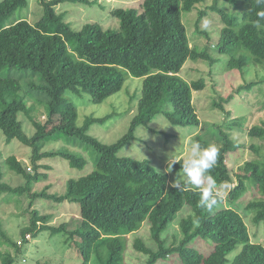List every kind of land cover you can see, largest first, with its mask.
Here are the masks:
<instances>
[{
	"label": "trees",
	"instance_id": "16d2710c",
	"mask_svg": "<svg viewBox=\"0 0 264 264\" xmlns=\"http://www.w3.org/2000/svg\"><path fill=\"white\" fill-rule=\"evenodd\" d=\"M134 1L139 3L138 8L117 7L110 11L117 19V29L88 22L74 30L65 21L67 13H57L55 8L63 4L92 5L95 1L37 0L42 15L34 24L20 19L5 25L18 9L27 7L29 0H0V133L7 144L16 140L30 149L34 171L29 173V168L23 167L14 156H8L5 166L25 183L18 187L3 183L0 168V194H28L30 202L37 197L56 202L68 200L79 206V219L73 230L67 231L64 223L57 228L49 227L50 216L32 210L29 223L20 230L21 242L17 245L0 230V246L13 249L16 256L21 250L19 245L29 241L25 238L27 234L33 238L50 230L51 234L66 235L65 242H70L66 244L79 254V264H126V236L147 223L154 247H148L140 238H135L132 244L134 250L146 256L144 264H158L170 256L180 257L181 264H264V247L251 242L244 221L249 216L254 225L264 224V155L262 160H251L238 167L239 175H232L226 164V156L241 147L231 137V131L244 130L243 117H230L225 112L226 121L211 125L214 136L194 138L204 147L214 144L219 150L210 171L218 190L236 179L211 213L199 207V190L173 188L168 184L167 173L155 170L148 161L118 156L135 139V130L157 116L173 125L198 127L192 92L202 90L204 81L187 82L179 76L187 60L207 62L210 66L219 62L227 70L242 75L250 66L264 65V26L256 24L257 12L264 6H258L255 0H224L231 3V9L220 5L222 0H213L211 6L199 11L197 33L207 35L197 25L207 11L215 12L222 24L217 43L210 51V47L190 46L182 20L184 14L205 0ZM221 55L228 58L222 60ZM128 76L142 78L136 113L119 140L103 144L89 136L88 131L92 125L104 124L109 116H88L77 127L74 104L64 98V93L67 90L72 94L83 93L91 103L100 104L120 91ZM35 77L40 84H35ZM263 83L264 75L255 83L238 87L236 92ZM230 99L232 96L220 100L223 103ZM222 103L214 104L223 112ZM40 110L44 111V121L36 119ZM20 114L31 122L33 135L25 133L18 119ZM63 116L67 117V123L53 122V117ZM62 136L91 146L96 153L93 170L67 180L63 195L31 192L32 184L46 177L38 171L48 169L38 165L41 160L60 158L71 168L85 166L83 157L67 150L42 152L46 143L58 141ZM247 137L264 143V121L250 126ZM249 148L259 153L260 147ZM175 163L173 169L177 172L183 161ZM246 179L253 181L260 198L251 200L246 195L245 207L238 211L235 206L246 193ZM184 206L190 212L179 221L180 239L167 246L162 233ZM194 216L200 219L199 227L192 222ZM197 238L211 243L210 252L190 247ZM238 247L239 252L230 257ZM15 256L7 250L0 252V264H15Z\"/></svg>",
	"mask_w": 264,
	"mask_h": 264
},
{
	"label": "rangeland",
	"instance_id": "374dc122",
	"mask_svg": "<svg viewBox=\"0 0 264 264\" xmlns=\"http://www.w3.org/2000/svg\"><path fill=\"white\" fill-rule=\"evenodd\" d=\"M95 1L92 5L63 4L56 7L57 13L66 12L65 21L76 30L88 22H97L103 28H118L117 19L110 15V11L117 7L138 8L139 3L134 0H90ZM225 7L231 8V3L220 1ZM213 4V0H205L198 4L190 13L183 15L182 20L190 46L212 47L215 46L219 37V30L222 27L219 16L213 11L199 21L198 28L206 32V36L196 32V21L199 11L206 9ZM42 15V8L37 0H29L26 8L18 9L7 21L8 25L15 20L25 19L34 24ZM212 48L210 49V51ZM212 53V52H211ZM213 56L219 57L217 53ZM220 58L227 59L221 55ZM16 72V71H14ZM179 76L187 82L203 79L204 88L200 91L192 92V103L194 111L199 120L198 127L173 125L168 120L157 116L145 125L139 126L134 133L135 139L123 147L118 156L132 158L135 160H146L157 171L167 173L168 184L180 176V170L175 172L173 167L170 172L166 171L169 164L178 160H184L188 153L190 140H194L196 135L204 138L214 136L215 130L212 124H222L225 120V112L230 113V117L244 118L245 128L242 132L231 131V137L236 140L241 147L238 152L226 156V164L232 175L240 174L238 167L245 162L263 159L264 143L251 140L247 137V130L250 126L261 125L264 121V83L254 85L250 90L236 92L237 88L246 84L255 83L264 75V65L250 66L246 68L244 74L235 70H227L222 63L210 66L207 62L187 60L179 71ZM36 85L40 84L37 77L33 79ZM142 78L126 77L120 91L109 96L100 104H93L89 101V96L83 93L72 94L70 91L64 93V98L74 104L76 119L75 125L80 127L84 119L88 116L102 118L109 116L102 125H92L88 135L96 138L103 144H112L119 140L128 130L130 121L137 110V101L140 96ZM232 96L229 102L222 100ZM222 99V100H220ZM221 104L224 111L215 106ZM44 111L37 113L36 119L44 121ZM18 119L22 122L23 129L28 136L33 135L35 130L31 122L22 114ZM54 123H67V117H53ZM246 129V130H245ZM238 130V129H235ZM261 143V144H260ZM256 145L260 147L259 153H255L249 147ZM57 150H67L73 154L83 157L86 161L82 169L71 168L65 160L60 158H46L38 162V165L48 167L47 170L39 169V173L46 175L45 179L33 183L31 192L41 193L45 191L48 195H63L66 190V182L91 172L94 168L95 152L91 146L79 144V142L69 136H62L58 141H50L43 146L42 152H53ZM8 156H14L23 167L29 168L31 174L34 173L30 163V149L20 142L14 140L6 143L4 136L0 133V168L3 174L2 182L11 186H23L25 180L8 170L4 164ZM144 156V157H143ZM246 193L238 200L235 208L240 211L245 206L246 195L249 199H259L260 196L252 180H245ZM236 184L227 185L220 191L222 197H226L227 192ZM31 203V204H29ZM36 210L40 215L50 216L47 222L49 227H60L66 224V230L71 231L76 227L79 219V206L76 203L64 200L56 202L53 199L37 197L32 202L28 194L5 195L0 194V230L5 231L8 236L17 244L21 242L20 230L29 223L30 211ZM190 212L184 206L175 216L174 221L162 233V238L167 246L176 243L180 239L179 221ZM253 217V215H250ZM251 242L259 243L264 247V224L254 225L249 216L244 217ZM40 224H38L39 226ZM30 235V234H29ZM31 236V235H30ZM135 238H140L148 247L153 248L154 244L149 235V226L143 224L141 228L126 236L125 262L126 264H144L146 256L134 250L132 244ZM66 235L62 233L51 234L50 230L39 232L29 241L19 245L20 253L15 256L14 250L0 246V252L9 251L16 257L15 264H79L80 258L77 251L67 245ZM70 243V242H69ZM68 243V244H69ZM18 245V244H17ZM190 247L202 252H210L212 245L201 238L193 241ZM238 247L230 257L238 253ZM158 264H181L178 256L159 262Z\"/></svg>",
	"mask_w": 264,
	"mask_h": 264
},
{
	"label": "clouds",
	"instance_id": "9594fccd",
	"mask_svg": "<svg viewBox=\"0 0 264 264\" xmlns=\"http://www.w3.org/2000/svg\"><path fill=\"white\" fill-rule=\"evenodd\" d=\"M258 6H264V0H255ZM257 26H264V8L257 12ZM219 154L218 148L214 144L207 147L201 145L199 141L190 140L188 153L183 160L180 176L172 183L173 188H195L199 190V207L211 213L220 203L223 193L218 190L217 181L210 174L211 169L217 162ZM144 157V156H143ZM169 164L166 171L170 172L173 165ZM193 224L200 225V219L193 217Z\"/></svg>",
	"mask_w": 264,
	"mask_h": 264
},
{
	"label": "built area",
	"instance_id": "2783aa9c",
	"mask_svg": "<svg viewBox=\"0 0 264 264\" xmlns=\"http://www.w3.org/2000/svg\"><path fill=\"white\" fill-rule=\"evenodd\" d=\"M25 238H26L27 240H29L31 237H30L29 234H27V235L25 236ZM18 244H19V242H18Z\"/></svg>",
	"mask_w": 264,
	"mask_h": 264
}]
</instances>
